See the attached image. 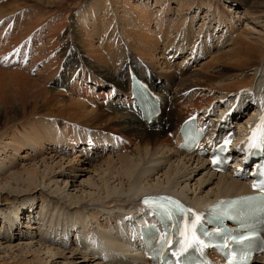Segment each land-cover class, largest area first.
<instances>
[{
	"label": "bare ground",
	"instance_id": "obj_1",
	"mask_svg": "<svg viewBox=\"0 0 264 264\" xmlns=\"http://www.w3.org/2000/svg\"><path fill=\"white\" fill-rule=\"evenodd\" d=\"M85 1L6 0L0 7V16L15 17L12 39L0 40L5 62L0 67V264H152L131 239L141 236L138 227L148 216L142 209L146 196L214 201L246 192L252 180L255 162L239 154L240 174L231 167L216 172L208 154L179 151L178 133L192 115L210 141L232 132L239 142L256 128L264 99V0H234L243 29L210 13L196 33L198 18L185 22L183 17L191 13L189 0H150L153 9L149 0L136 1L138 6L133 0ZM71 18L76 27L61 37ZM182 22L181 30L175 29ZM166 27L179 31L182 40L168 33L160 39ZM213 30L221 33L218 43L211 39ZM117 35L129 42L122 52L109 42ZM98 37L104 44L95 46ZM155 38L163 44L157 56L162 72L154 68ZM76 43L82 49L69 51ZM132 75L161 100L155 122H145L130 98ZM59 84L67 90L61 96L55 93ZM76 90H86V97ZM97 101L108 103L103 111ZM200 142L207 151L205 139ZM74 151L72 159H64ZM130 193H142V201L129 202ZM132 202L136 208L126 212ZM17 216L33 226L24 224L26 232L17 228ZM125 235L132 236L130 242ZM256 264H264V253Z\"/></svg>",
	"mask_w": 264,
	"mask_h": 264
},
{
	"label": "rangeland",
	"instance_id": "obj_2",
	"mask_svg": "<svg viewBox=\"0 0 264 264\" xmlns=\"http://www.w3.org/2000/svg\"><path fill=\"white\" fill-rule=\"evenodd\" d=\"M4 1H6V0H4ZM4 1H2L1 2V0H0V7H1V4L4 2ZM88 1H90V0H86L84 3H86V2H88ZM136 1H138V0H133L132 2H133V4L135 3V5H140V4H138V2L136 3ZM190 2H191V4H189L190 6H191V13L190 14H186V15H184L183 17H185L186 19H185V22H187L189 19H196V18H198L197 19V21L195 22V33L196 32H199V26H201L202 25V22H203V20H204V18H205V16H207V15H209L210 13H212L213 15H214V19H217L218 17H221L222 19H223V21H224V23H231V21L233 20V21H235V22H237V24L239 25V27L241 28V29H243L244 28V26H245V22H241V21H243L242 19L241 20H239V18H238V16L239 15H236V13L237 14H240V11H239V9L238 8H236L234 5H232V3L234 2V0H189ZM80 2V1H79ZM8 3V5H10L12 2H7ZM153 3L154 2H150V0H149V3L147 2V4H148V6L151 8V9H153L152 7H154V6H152L153 5ZM188 3V2H187ZM171 9L173 10V12H175V13H177L178 12V4L177 3H174L172 6H171ZM189 12V11H188ZM235 13V14H234ZM99 16H101V13L99 14ZM175 17H176V15H175ZM192 17H194V18H192ZM196 17V18H195ZM233 17H235V18H233ZM108 18L109 19H113V17H110V16H108ZM14 19H15V17L14 16H12V15H10V14H8V15H5V16H0V34H4V33H7L8 31L10 32V26H11V28L13 29V24H14ZM97 19H99V23H103L102 22V19L103 18H97ZM106 19V18H105ZM147 21H149L150 22V20H147ZM184 22V21H183ZM183 22L180 24V25H177V26H175V29H179L182 25H183ZM109 23V22H108ZM155 23H156V19L155 20H153V22H152V25H151V23H150V27H149V29L151 28V27H153L154 25H155ZM207 23V22H206ZM205 23V24H206ZM76 25H77V23L75 22V20L73 19V18H71V20L69 21V22H67L64 26H62L61 27V29H60V31H59V33H60V35H61V37H63V36H68L72 31H73V29L76 27ZM258 28H259V30H263L262 29V26L260 25V23H258V22H256V24H255ZM124 27H126V28H133L132 26H126V25H123ZM21 28V27H20ZM154 28V27H153ZM182 28V27H181ZM181 28L179 29V31L181 30ZM148 29V28H147ZM148 29V30H149ZM120 30V29H119ZM178 31V32H179ZM176 30H174L173 29V27H171V28H169V27H166V29H165V34L162 36V37H159L160 39H162V38H164L166 35H167V33H168V35L169 34H171L172 36H173V38L175 37V41L177 40L178 42L180 41V40H182V38H181V34L179 33V34H176ZM177 32V33H178ZM127 34L128 35H133V33H132V31H131V29H129V30H127ZM128 35H127V38H129L128 37ZM198 35V34H197ZM210 35H211V39H214V40H216V38H218V40H217V43L220 41V35H221V33H219V32H217L216 33V31H211L210 32ZM235 36H236V34H233L232 35V37L230 38V39H234L235 38ZM192 37H194V36H192ZM229 37V36H228ZM173 38H172V40H169V42H172L173 43ZM201 38V37H200ZM2 38H0V40H1ZM156 39V41L155 42H157V44H156V48H157V53L155 54V56H156V58H157V56L160 54V53H162V50H161V46H163V44H160V42L158 41V38H155ZM228 39V38H227ZM103 40H104V38L102 39V41L99 39V37L97 38V42H95V46L96 45H99L100 43H102V44H104L103 43ZM105 40L108 42V40H107V38H105ZM221 41H222V39H221ZM109 42H113L112 43V45H113V47L114 48H120L121 49V52H122V50L124 49V47L126 46V44L128 43V45H129V42L127 41V40H123L122 39V37H119L118 35L115 37V38H112V39H110V41ZM216 42L214 43V44H217ZM226 43V42H225ZM224 43V44H225ZM65 46H66V42L62 45V47H59L58 49H57V51L60 53V52H62L63 51V49L65 48ZM71 49H74V53H76V52H79L81 49H78V47H77V43L72 47V48H70L69 49V51L71 50ZM168 52L169 51H167V52H165L166 53V56H167V58L169 59V57L171 56L170 54H168ZM189 52V50L187 51V53ZM154 55V54H153ZM185 55L186 56H188L186 53H185ZM108 56H113V54L112 53H110ZM123 56V55H122ZM173 56V55H172ZM186 56H184V57H186ZM207 56L208 55H206V58H203V59H199L198 61H197V63H195L194 65L196 66V65H201V63H203L204 61H205V59H207ZM124 57V56H123ZM190 57V56H189ZM188 58V57H187ZM166 59V58H165ZM86 60V59H85ZM157 60V67H154L155 69H157L159 72H162L163 70H164V68H162V63H161V61L159 60V58H157L156 59ZM190 60V59H189ZM201 60H202V62H201ZM119 62L121 61V60H118ZM173 61V58H171V62ZM178 61V60H177ZM177 61L175 62V64H173V66H176L177 65ZM221 61H226L225 59H222ZM86 62V61H85ZM135 64V60H130V65H134ZM178 64H181V63H178ZM5 62H4V60L3 59H1L0 58V67H3V68H5ZM193 65V66H194ZM168 66H172L171 64H166V67H168ZM192 66V65H191ZM135 68H136V66L133 68L134 70H135ZM190 68V67H189ZM188 68V69H189ZM192 68V67H191ZM34 73V72H33ZM248 74H250L249 72H248ZM248 74L246 75V76H248ZM261 75V74H260ZM111 77H114V79H115V76H112L111 75ZM168 78V77H167ZM169 79V78H168ZM258 80L260 79V76L257 78ZM98 80H102L101 78H98ZM170 80V79H169ZM170 81H173L172 79L170 80ZM264 84V82L263 83H261V85H263ZM264 86V85H263ZM57 87V90H59V91H56L55 93L57 94L58 92H59V95L58 96H61L62 95V93H64V91H67L66 90V88H65V86L63 85V84H59L58 86H56ZM63 92H62V91ZM77 91V93H80L81 95H83L84 97H86V90H76ZM97 92H99V93H101L100 91H97ZM201 92L203 93V95H202V98H204L205 97V95H206V93L203 91V90H201ZM105 94H107V93H105ZM90 95V94H89ZM102 96V95H101ZM170 96H171V94H170ZM95 97V96H94ZM99 100H101V98L99 99ZM103 101V100H102ZM101 101V102H102ZM85 102H86V100H85ZM106 104H108V103H106ZM106 104L105 105H102L100 102H98L97 101V104H96V106L98 107V109L100 110V111H103L105 108H106ZM44 105H46V104H43V106ZM46 110H50L51 111V109L50 108H46ZM168 113H169V108H168V110H166ZM242 120V118L240 117V118H238L237 119V121L236 122H240ZM235 126H237V124L235 125ZM122 136V135H121ZM169 136H171L170 134H168V137ZM123 137V136H122ZM78 152L77 151H74V152H72V153H68V154H66V155H64V159L65 160H70V159H72L73 158V156L75 155V154H77ZM89 161V160H88ZM96 161H99V159L98 160H96ZM94 162L93 164H97V162ZM90 163V162H89ZM84 165H88V163L86 162V163H83ZM82 178H85V176L83 177V176H81L78 180L80 181ZM130 194H132V193H130ZM135 195H131V199L129 200V202L130 201H134V202H136L137 200H139V199H141L142 198V196H143V194L142 193H134ZM14 200H16L18 197L17 196H15V197H12ZM2 199V198H1ZM20 199L21 200H24V199H26L27 201H29L30 200V198L29 197H20ZM38 201H39V199H38ZM37 200H36V203L38 202ZM139 201H142V200H139ZM35 203V204H36ZM67 204H71L72 202H66ZM75 204H77V203H74V205ZM133 202L132 203H130V205H128L127 206V209H126V212L131 208V207H133ZM71 205H73V204H71ZM18 206V205H17ZM38 206H39V202H38ZM77 208H84V209H86L85 207H80L79 206V204H77ZM22 213V212H21ZM128 213H130V212H128ZM18 217V216H17ZM18 219H19V222L17 223V228H20V226L22 227L24 224L27 226V228H29L30 226H33V225H31V223H29V221L30 220H26L27 218H26V216L24 217V219L23 220H21V217H18ZM22 229L26 232V229L24 228V227H22ZM0 239H1V237H0ZM19 240V238L17 237L16 239L15 238H11V241H12V243H14V242H16V241H18ZM1 243H3L4 241L1 239V241H0ZM16 254V253H15ZM0 256L2 257L3 256V254H0Z\"/></svg>",
	"mask_w": 264,
	"mask_h": 264
},
{
	"label": "snow or ice",
	"instance_id": "obj_3",
	"mask_svg": "<svg viewBox=\"0 0 264 264\" xmlns=\"http://www.w3.org/2000/svg\"><path fill=\"white\" fill-rule=\"evenodd\" d=\"M261 119H262V123H264V118H261ZM252 139L253 141H255V134L253 135ZM251 146H256V144L253 143ZM145 203H147V201H145ZM161 207L163 208L164 206L161 205ZM165 211L169 217L172 216L173 211H175L176 213H180V214L191 213L194 217V219L191 221L190 224L187 221L185 222L184 227L180 232V236L182 237V239L179 241L180 247L176 251L172 252V255L176 257V264H183L181 258L185 257V254L189 251V249H195L197 251H200L204 247L208 246L204 243L203 240H201L196 235L197 226L200 224L201 218L199 215L195 214L192 209L190 208L185 209L179 203H175L174 208H168V209H165ZM203 234L209 235V233H206V232ZM247 239H250V237L248 236L241 237L239 242L242 243L244 240H247ZM166 243L168 247L170 248L171 241H166Z\"/></svg>",
	"mask_w": 264,
	"mask_h": 264
},
{
	"label": "trees",
	"instance_id": "obj_4",
	"mask_svg": "<svg viewBox=\"0 0 264 264\" xmlns=\"http://www.w3.org/2000/svg\"><path fill=\"white\" fill-rule=\"evenodd\" d=\"M135 205H136V203H135ZM135 205L133 206L134 208H136V206H135Z\"/></svg>",
	"mask_w": 264,
	"mask_h": 264
}]
</instances>
